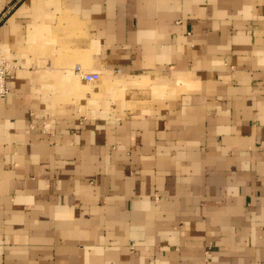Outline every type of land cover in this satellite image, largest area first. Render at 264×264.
Listing matches in <instances>:
<instances>
[{"label": "crops", "instance_id": "1", "mask_svg": "<svg viewBox=\"0 0 264 264\" xmlns=\"http://www.w3.org/2000/svg\"><path fill=\"white\" fill-rule=\"evenodd\" d=\"M0 55V264L264 260V0H0Z\"/></svg>", "mask_w": 264, "mask_h": 264}, {"label": "built area", "instance_id": "2", "mask_svg": "<svg viewBox=\"0 0 264 264\" xmlns=\"http://www.w3.org/2000/svg\"><path fill=\"white\" fill-rule=\"evenodd\" d=\"M17 67L15 61L7 59L4 56L0 55V96H4L10 90L7 79L11 75L12 71ZM74 70L79 74L83 79L87 81H93L98 79L99 73L96 71L85 72L81 70V67L76 64ZM256 264H264L263 261H258Z\"/></svg>", "mask_w": 264, "mask_h": 264}]
</instances>
